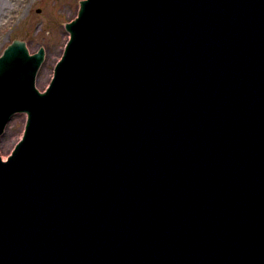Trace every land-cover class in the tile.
Instances as JSON below:
<instances>
[{"label": "water", "instance_id": "95a60500", "mask_svg": "<svg viewBox=\"0 0 264 264\" xmlns=\"http://www.w3.org/2000/svg\"><path fill=\"white\" fill-rule=\"evenodd\" d=\"M69 28L45 93L41 54L0 61V134L29 112L0 264H264V0H86Z\"/></svg>", "mask_w": 264, "mask_h": 264}, {"label": "rangeland", "instance_id": "374dc122", "mask_svg": "<svg viewBox=\"0 0 264 264\" xmlns=\"http://www.w3.org/2000/svg\"><path fill=\"white\" fill-rule=\"evenodd\" d=\"M5 6H9V0ZM20 9L17 20L8 23L0 29V54L3 47H7L9 41L15 36L27 41L31 51H37V47L44 46L47 49L46 61L39 73L37 85L44 89L48 85L49 78L53 77L55 65L65 48L66 29L65 23L71 20L79 10L80 0H28ZM1 17V16H0ZM27 115L17 114L3 136L0 150L6 158L13 146L24 133Z\"/></svg>", "mask_w": 264, "mask_h": 264}, {"label": "bare ground", "instance_id": "6f19581e", "mask_svg": "<svg viewBox=\"0 0 264 264\" xmlns=\"http://www.w3.org/2000/svg\"><path fill=\"white\" fill-rule=\"evenodd\" d=\"M11 1V2H10ZM9 0V6H5L6 1L3 3L0 0V29L7 26L8 23H11L14 19L17 20V16L20 13V9L24 7V3L21 0ZM28 0H24L27 2Z\"/></svg>", "mask_w": 264, "mask_h": 264}]
</instances>
